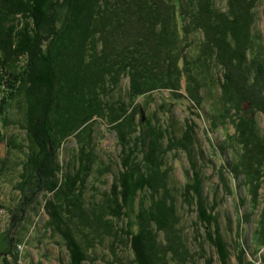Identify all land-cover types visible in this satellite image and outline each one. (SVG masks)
Masks as SVG:
<instances>
[{
	"label": "trees",
	"instance_id": "1",
	"mask_svg": "<svg viewBox=\"0 0 264 264\" xmlns=\"http://www.w3.org/2000/svg\"><path fill=\"white\" fill-rule=\"evenodd\" d=\"M158 1L0 0V92L5 91L1 105L12 103L21 92H17L16 85L23 79L35 101L33 107L38 108L35 111L29 101L33 114L26 144L30 150L22 175L16 181L20 185L18 191L27 204L39 203L40 193H55L46 195L45 199L51 216L47 227L67 241L69 264H94L100 262V255L106 262L111 258V264H193L178 200L183 191L184 199L185 190L191 196L197 194L201 225L223 258L222 264H227L229 257L224 227L233 229L237 223V261L257 264L254 258L264 259V36L257 26V8L264 0H225V10L218 8L217 0H166L175 9L172 15L175 21H170L169 26L173 38L184 31L186 48L181 50L185 53L186 67L192 72L187 78L205 91L198 104L210 115L212 128L227 125L228 117L233 119L234 139L228 137L216 146L224 150L220 152L224 154V163L219 168L223 191L219 185L215 191H206L203 151L200 158L204 163L190 154V164L183 173L186 182L178 184L175 164L170 160L173 156L170 142L162 134L167 129L164 125L163 129L153 126L145 117L141 96L156 90L161 83L170 85L177 70L174 47L162 40L157 24L155 46L139 39L112 55L106 56L104 52L101 33L109 29L107 24L103 29L104 18L109 23L117 12V20H121L124 14L131 13L136 2L138 12L146 11L153 17L159 12ZM180 22L183 26L174 32V24ZM39 46L44 48L40 56L43 63L34 67L27 53H34ZM166 47L168 53L163 57L168 55V60L165 58L163 62L153 53V48L163 52ZM64 53L71 66L79 59L85 64L94 61L99 64L97 70L109 73L107 81L101 77L91 82L95 83L93 88L103 85L102 102L108 105L99 106L97 111L99 118L114 130L121 148L120 167L114 171L110 186L104 177L113 170L98 145L97 133L92 132L85 139L79 136L81 156L77 158L74 154L72 159H61L64 147L62 138L56 137L52 117L65 99V87L55 66L57 56L62 58ZM117 56L123 59L115 65ZM161 64L166 70L171 69L167 78L165 71L159 69ZM217 71L224 79L220 87L216 85L220 79ZM125 76L129 78L126 97H117L118 87L123 89L119 83ZM98 90L100 93V86L95 91ZM137 112L143 113L141 120ZM259 114L263 116V125ZM84 122H97L95 132L102 124L91 117H86ZM89 126L92 130V125ZM193 130L192 125L184 124L182 134L187 140L184 145H196L192 140ZM10 143L8 147L20 152L26 148L16 136H12ZM228 173L232 177L226 176ZM102 183L104 190L100 188ZM28 191L30 199H27ZM228 195L232 197L238 222H234L229 210L209 207L211 201L219 206L221 198L226 201ZM137 197L142 204L138 212L134 206ZM245 224L256 225L249 237L242 233ZM26 231L27 228L18 225L11 239L12 247L0 253L3 259L12 258L9 264L19 261L16 244ZM211 263L209 259L208 264Z\"/></svg>",
	"mask_w": 264,
	"mask_h": 264
},
{
	"label": "rangeland",
	"instance_id": "2",
	"mask_svg": "<svg viewBox=\"0 0 264 264\" xmlns=\"http://www.w3.org/2000/svg\"><path fill=\"white\" fill-rule=\"evenodd\" d=\"M133 4H135V2H133ZM137 4L136 2V6ZM136 6L133 5L131 13L124 14L121 20H117V12L112 16L111 22L107 23V19H103V29L106 24L109 27L104 34L101 33L102 38L105 40L104 52H106V56L112 55L117 50L120 52L127 49L133 42L139 39H144L155 46L153 37L156 27L161 31V33H158L162 40L167 41V43L174 47V53L177 54V57L173 58L175 61V69L177 70L174 82L170 83V85L169 82L161 83L156 90L149 91L141 96V104H143L142 107L144 108L145 117H148L152 121L153 126H158L160 129L165 127V129H167H163L162 134H164V137L170 142L169 148H171V153H173L170 160L174 161V174L178 184L184 185L186 182L183 173H185L186 168L190 164V154L195 155L199 163H204V160L200 158V152L203 151V154L206 156L205 172L207 180L206 182L204 181L206 191H215L218 185L223 191L224 188L220 182L219 168L222 163H224V154L221 155L220 153L224 152V150H219L216 146L219 142H222L223 139L226 141L228 137L234 139L235 127L233 119L228 117L226 119V122H228L227 125L219 126L218 128L215 126V128H212L210 125L211 120L209 119L210 115L205 114L198 104V101L201 103L200 99L205 91L200 90L197 86H194L193 83L191 84L188 79L192 72L186 67L187 61L183 58L185 53H182L181 50H185L186 48L183 42L185 36L183 33L184 31H180L175 39L169 29L170 21L171 23L175 21L172 16L175 11L173 8L174 5L172 6L166 0H159L157 6L159 12L153 17L147 15L146 11L138 12ZM217 6L225 10V0H217ZM57 10H59V8ZM257 18L258 29L262 31L264 36V1L259 3ZM182 26V22L177 23V25L175 23L173 27L174 32L178 31V28ZM200 34L203 37V33L200 32ZM43 51L44 48L39 46L34 50V53H27L30 55L29 59L33 60L34 67L42 66L43 61L40 56ZM166 52L167 47L166 51L163 52L162 50L160 51L159 48H153V53L163 62L165 58L168 60V55L163 57ZM67 58V54L64 53L62 58L60 55L57 56L55 62L59 78L65 87V99L63 100L62 106L52 117L54 132L57 138H62L61 143L64 147V149H61V159H72L74 154L77 158L81 156V150L78 144V142L81 141L79 136L85 139L88 135L92 134V132L94 135L97 133L98 145L104 150V154L109 162H111L113 170H111L112 172H106L104 177L105 181H109L110 186L115 176L114 171L116 172L120 167L119 156L121 148L117 142L114 130L108 127V122L99 118L100 114H98L97 111L99 106L108 105L102 102L103 85H99L101 88V92L99 93V90L95 91L99 86L93 88L95 83L91 82L99 81L101 77L104 78V81H107L109 73L99 71V69L97 70L96 68L99 64L94 63V61L91 64H85L79 59V61L74 63V66H71ZM70 59L74 62L72 57ZM122 59L123 56H117L115 65ZM23 63L24 61L21 64ZM37 63L39 65H37ZM75 67L77 69H75ZM159 69L165 71V78H167L168 76L166 75L171 72V69L168 71L167 68L166 70L162 64ZM217 73H220V79L217 80L216 85L220 87L219 83H222L224 79L220 71H217L216 74ZM120 85L123 89L118 87L116 96L124 98L129 88L128 76L122 78L119 83V86ZM16 90L18 93L21 92L16 95L11 104L6 103V105L2 106L0 102V253L8 251L9 247H12L11 239L16 231V227L19 225V227L23 226L27 228L28 231L21 236L20 243L16 244V248L19 252V261L16 260V264H32L33 261L37 262V264H69L67 255H69L70 251L67 246V241L64 237H61L60 234L53 232L47 227V222L51 216L45 207V199L46 195L50 194V196H53L55 193L53 191L40 193L38 196L39 203L27 204L26 200L25 203L23 202V195L18 191L20 185L16 184V181L20 179L19 177L22 175L21 170L26 161L28 151L30 150L27 145L26 136L27 128L31 125L29 121L33 114L30 111V106L32 103L33 107L35 101L29 96L27 87L23 85V79L17 83ZM4 93L5 91L0 92V101L4 97ZM68 96L72 98L70 99ZM67 98H69L68 101ZM205 99L207 101V98ZM29 101L31 102L30 105ZM33 108L35 111L38 109L35 107ZM37 112L35 114H37ZM142 116L144 115L141 112V114H138L137 118L141 120ZM86 117H91L96 120L99 119L102 123L98 126L96 132L94 129L97 126V122L85 124L84 120ZM258 119L263 125L262 114H259ZM186 123L187 125L190 124L193 126L194 130L192 133L194 137L192 134V140H194L193 144L196 143V145H184V143H187V140L184 139L182 133L184 124ZM89 125H92V130ZM162 125H164V127H162ZM140 130H143V128ZM12 136H16V139L25 144L26 148L23 149V152L8 147V145H12L10 143ZM177 136L181 137L179 139H174V137ZM229 151H232V149H229ZM228 174L229 175L226 176L232 177L230 173ZM228 179L230 180V178ZM233 186H235L234 182ZM100 188L104 190L105 184L102 183V187ZM182 193L178 196V200L180 201L179 206H181V214L185 223L183 227L185 236L190 240L188 246L193 252L191 261H193V264H208V260L211 259V264H222L223 258L220 256L218 249L210 243L206 229L202 227L203 223L201 222V216L198 210L199 206L196 203L197 194L191 196L189 192L185 190L183 199ZM28 195L29 191L27 199H30ZM221 196L222 192L220 197ZM220 203L221 204L218 206L211 201L209 202V207L214 210L216 208L225 211L229 210L234 222H238L239 220L237 216H235L232 197L228 195L226 201L224 198H221ZM134 206L137 212L138 210L140 211L139 206H142L141 199L137 197L134 201ZM182 206H186V208ZM257 218L258 213L254 215V220ZM255 226V224H245L242 228L243 235H247L248 237L251 236ZM224 232L229 249V257L227 256L226 262L227 264H239L237 261L238 249L236 248L235 241L239 233L238 223L236 226L233 225V229L225 226ZM127 252L128 251H123V253ZM263 254L264 251L262 250V255ZM102 257L103 256L100 255V262L96 261L94 264H111V258L106 262L105 259H103L104 257ZM247 258L251 259V256H247ZM11 259L10 257L7 260L6 258L3 259L0 254V264H9L8 261H11ZM254 260L257 264H264V259L262 258H254Z\"/></svg>",
	"mask_w": 264,
	"mask_h": 264
},
{
	"label": "bare ground",
	"instance_id": "3",
	"mask_svg": "<svg viewBox=\"0 0 264 264\" xmlns=\"http://www.w3.org/2000/svg\"><path fill=\"white\" fill-rule=\"evenodd\" d=\"M38 31V30H37ZM13 166V165H12ZM153 211V210H152ZM61 230V229H60Z\"/></svg>",
	"mask_w": 264,
	"mask_h": 264
}]
</instances>
